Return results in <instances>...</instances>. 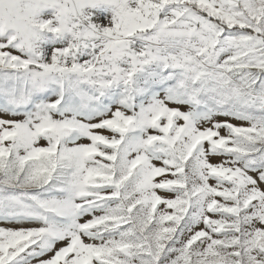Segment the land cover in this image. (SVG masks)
I'll list each match as a JSON object with an SVG mask.
<instances>
[{"label":"snow or ice","instance_id":"1","mask_svg":"<svg viewBox=\"0 0 264 264\" xmlns=\"http://www.w3.org/2000/svg\"><path fill=\"white\" fill-rule=\"evenodd\" d=\"M0 264H264V0H0Z\"/></svg>","mask_w":264,"mask_h":264},{"label":"rangeland","instance_id":"2","mask_svg":"<svg viewBox=\"0 0 264 264\" xmlns=\"http://www.w3.org/2000/svg\"><path fill=\"white\" fill-rule=\"evenodd\" d=\"M86 12L90 11L92 13V19L93 22H100L106 24L108 20L111 19L113 13L107 6H101L98 7L97 9H91L85 10ZM54 10L52 9H47L44 12L41 13V18L42 19H49L53 16Z\"/></svg>","mask_w":264,"mask_h":264}]
</instances>
